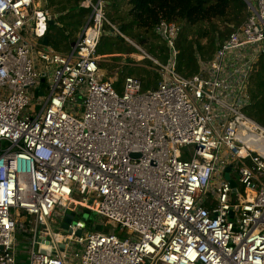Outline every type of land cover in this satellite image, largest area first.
Wrapping results in <instances>:
<instances>
[{"label":"built area","instance_id":"obj_1","mask_svg":"<svg viewBox=\"0 0 264 264\" xmlns=\"http://www.w3.org/2000/svg\"><path fill=\"white\" fill-rule=\"evenodd\" d=\"M244 2V22L190 77L175 70L180 27L160 20L171 58L147 56L156 87L125 76L118 94L96 56L115 30L105 0H82L68 54L40 42L47 9L0 0V264H264V127L245 112L264 0ZM81 209L102 224L74 221Z\"/></svg>","mask_w":264,"mask_h":264},{"label":"trees","instance_id":"obj_2","mask_svg":"<svg viewBox=\"0 0 264 264\" xmlns=\"http://www.w3.org/2000/svg\"><path fill=\"white\" fill-rule=\"evenodd\" d=\"M81 2L82 0H54L53 3L50 0L51 13L58 14L57 23L60 25L54 22L46 28L45 36L53 50L64 52L76 41L79 29L86 23L90 14V10L81 7ZM105 2L104 12L110 24L160 62H166L167 48L155 33V26L160 20L178 25L180 32L175 41L178 49L175 70L183 77H190L197 72L198 60L207 61L212 57L217 46L212 43L215 34L220 35L219 41L224 40L247 16L244 0H105ZM104 29L111 31L109 26H105ZM204 39L208 43L203 44ZM105 43L123 45L129 51L128 54H134L136 51L121 36L103 35L96 48V56L108 55L115 58L120 56L114 55H125L115 51L117 48L115 45L105 49L103 46ZM193 47H196L197 51H194ZM155 87L156 84L153 89ZM249 94L250 105L245 112L264 127V57L256 65Z\"/></svg>","mask_w":264,"mask_h":264},{"label":"rangeland","instance_id":"obj_3","mask_svg":"<svg viewBox=\"0 0 264 264\" xmlns=\"http://www.w3.org/2000/svg\"><path fill=\"white\" fill-rule=\"evenodd\" d=\"M49 2H50V0H48V6L47 7L51 10ZM52 2L54 3V0H52ZM50 14H51V12L49 11V15ZM51 15L49 17V20L52 19ZM82 28L83 27H81L79 29V33L81 32ZM104 30H105L104 36H110V35L122 36L124 41L127 42L125 40V38H127V37H125L121 33L119 35L116 32V28L113 32L112 31L109 32L107 29H104ZM216 36H217V38H216ZM219 37H220L219 34H215L214 41H212L214 46L217 45V43L219 41ZM206 43H208V41L206 39H204L203 44H206ZM113 45H115V47H117L114 49L115 51H117L121 54H125V55H114V56H120V57H115V58L106 55V56L100 57L98 59V64H99L100 72L105 78H108L111 80H117V83L114 85L115 91L118 94H121V92H122V81H123V77L125 75L130 76V77H134V78L138 79L139 81H141L142 91L153 89V86L155 84L157 85L159 78H158L157 72L155 71L156 67H155V65H152L149 58H153L156 61H158L160 64L165 65L170 61V58H171L169 51L167 50V52H166L167 53L166 62L165 61L160 62L159 60L154 58V56L148 54L141 47L140 48L144 52V54L139 52L138 50H136L132 45L131 46L136 50V51H134V54H128L129 51L123 45H119L116 43L110 44V45H109V43H105L103 46L105 49H108V48H111ZM193 48H194V51H197L196 47H193ZM175 50L177 51V57H178V49L176 47V44H175ZM136 56H140V58L136 57ZM123 59H125V61H123ZM231 176H232V178H235L233 174ZM87 211L88 210H86V209H81L80 214L79 213L75 214L74 221H79V220L84 221L87 225L86 229H88V230H90L92 228L91 226L93 224H95V225H97L98 223L102 224L103 221L99 220L94 213H88ZM23 217H25L26 223H29L31 221V217L26 216L24 214H23ZM102 231H104V228H102ZM15 239L17 242V249L19 251H21L23 254H25L27 251V242L23 238L22 234H17Z\"/></svg>","mask_w":264,"mask_h":264},{"label":"water","instance_id":"obj_4","mask_svg":"<svg viewBox=\"0 0 264 264\" xmlns=\"http://www.w3.org/2000/svg\"><path fill=\"white\" fill-rule=\"evenodd\" d=\"M33 2H34V6L38 9V10H40V11H42V10H44L45 9V6H46V4H45V0H33ZM48 23H50V22H48ZM86 25V24H85ZM114 30H112V32H113ZM116 32L118 33V34H120V32H119V30L118 29H116ZM82 33V32H81ZM81 33H80V35H81ZM122 37V36H121ZM41 43L44 45V46H47V44H48V41H47V37L46 36H44L42 39H41ZM136 155H132V157H135ZM230 171V168H227L226 170H225V173H228ZM228 183H229V185H230V187L232 188V192L233 193H235V183L232 181V180H229L228 181ZM88 212V211H87ZM89 213V212H88ZM231 214V213H230ZM71 220H72V214L71 215H68V216H65L62 220H61V223H60V228L62 229V230H64V231H66L67 230V225L68 224H70L71 223ZM95 231H99V227L97 226L96 228H95ZM69 232V231H68ZM75 236H80V231H77L76 233H75ZM62 249V246H60V250Z\"/></svg>","mask_w":264,"mask_h":264},{"label":"crops","instance_id":"obj_5","mask_svg":"<svg viewBox=\"0 0 264 264\" xmlns=\"http://www.w3.org/2000/svg\"><path fill=\"white\" fill-rule=\"evenodd\" d=\"M45 4H46L45 9H47L48 12H49V11L51 12V10L47 7V6H48V0H45ZM51 14H52V13H51ZM51 14H50V15H51ZM57 17H58V14H52V15H51V18H52V19L47 21L46 28H47L48 25H51V24H53L54 22H56V24H57L58 26H60V25L57 23ZM88 19H89V17H88ZM88 19H87V20H88ZM48 22H50V23H48ZM86 22H87V21H86ZM85 24H86V23H85ZM85 24H84V26H85ZM84 26H82V27H84ZM82 29H83V28H82ZM81 32H82V30H81ZM81 32H80V33H81ZM80 33H79V32L77 33V35H76L77 38L79 37ZM44 36H45V35H44ZM44 36H43V37H44ZM43 37H42V38H43ZM42 38H41V39H42ZM77 38H76V39H77ZM47 41H48V39H47ZM40 42H41V40H40ZM41 44H42V43H41ZM42 45H43V44H42ZM71 45H72V44H71ZM71 45L69 46V49L66 50V51H64V52H57V51H55V50H54V51L57 52V53H61V54H68V53L70 52ZM47 47H49L50 49H52L48 44H47ZM52 50H53V49H52ZM99 57H100V56H99ZM106 79H108V78H106ZM116 83H117V80H116ZM116 83H115V84H116Z\"/></svg>","mask_w":264,"mask_h":264},{"label":"bare ground","instance_id":"obj_6","mask_svg":"<svg viewBox=\"0 0 264 264\" xmlns=\"http://www.w3.org/2000/svg\"><path fill=\"white\" fill-rule=\"evenodd\" d=\"M140 57V56H139Z\"/></svg>","mask_w":264,"mask_h":264}]
</instances>
